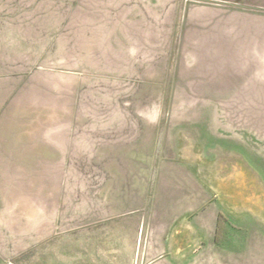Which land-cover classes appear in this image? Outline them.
<instances>
[{"label": "rangeland", "instance_id": "374dc122", "mask_svg": "<svg viewBox=\"0 0 264 264\" xmlns=\"http://www.w3.org/2000/svg\"><path fill=\"white\" fill-rule=\"evenodd\" d=\"M0 264H264V0H0Z\"/></svg>", "mask_w": 264, "mask_h": 264}]
</instances>
